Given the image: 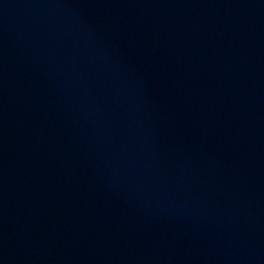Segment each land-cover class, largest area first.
<instances>
[{"label":"water","instance_id":"95a60500","mask_svg":"<svg viewBox=\"0 0 264 264\" xmlns=\"http://www.w3.org/2000/svg\"><path fill=\"white\" fill-rule=\"evenodd\" d=\"M0 264H264V0H0Z\"/></svg>","mask_w":264,"mask_h":264}]
</instances>
